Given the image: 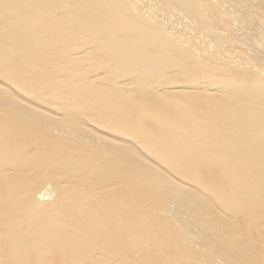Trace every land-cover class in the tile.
I'll return each instance as SVG.
<instances>
[{
    "label": "bare ground",
    "instance_id": "6f19581e",
    "mask_svg": "<svg viewBox=\"0 0 264 264\" xmlns=\"http://www.w3.org/2000/svg\"><path fill=\"white\" fill-rule=\"evenodd\" d=\"M0 264H264V0H0Z\"/></svg>",
    "mask_w": 264,
    "mask_h": 264
}]
</instances>
